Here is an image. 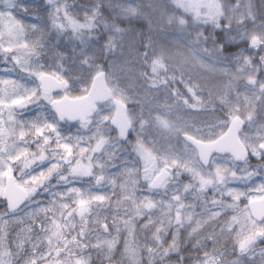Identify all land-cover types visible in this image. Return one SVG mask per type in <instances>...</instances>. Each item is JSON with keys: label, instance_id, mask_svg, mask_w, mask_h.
<instances>
[{"label": "snow or ice", "instance_id": "1", "mask_svg": "<svg viewBox=\"0 0 264 264\" xmlns=\"http://www.w3.org/2000/svg\"><path fill=\"white\" fill-rule=\"evenodd\" d=\"M89 5L0 0V264H264V0Z\"/></svg>", "mask_w": 264, "mask_h": 264}, {"label": "trees", "instance_id": "2", "mask_svg": "<svg viewBox=\"0 0 264 264\" xmlns=\"http://www.w3.org/2000/svg\"><path fill=\"white\" fill-rule=\"evenodd\" d=\"M23 2L32 5L31 2H27V1H24V0H23ZM253 2H254L257 6H259L260 3H261V0H253ZM69 3L72 4L73 7H75L76 5L90 6V5H89V0H69ZM34 10H35V11H38V12L40 13V15H41L42 18H45V19L47 18L46 12L44 11V8H43L42 6H39V8H38V7H34ZM31 16H32V15H31ZM133 26H136L135 23H134ZM48 28H49V26H48ZM49 30H50V28H49ZM52 44H56V41L53 40V41H52ZM72 46H73V42L69 41V39H68L67 36H63V37L60 38V42H59V44H58V47H59L61 50L65 51V52H68V51H70V49H71ZM187 71H190L191 74H190V73H189V74H190L192 77H193L194 74H195V75L198 74L199 77H202V79H203V80H202L203 85H205L206 88H213V87L218 83L215 74L203 73V72L199 71L198 69H196V67H195L193 64H190V65H189V70H188V68H187ZM198 76H197V77H198ZM20 83H25V82H24V81H20ZM27 86L32 87L31 85H27ZM79 94H80V90H79V88H77V90L74 91V92L72 93V96L79 95ZM35 111H36L35 106L30 105L28 109L24 110V115H23L22 118H23V119H26V120H27V119H31V118H32V115H33V113H34ZM180 115L182 116L183 113H180ZM186 118H187V117H186ZM74 129H76V128L73 127V126H71V128L69 129V128L66 127V125H64V127H63L62 130H63V132H65V134L69 135V134H72V130H74ZM65 130H66V131H65ZM145 135H147V134H145ZM130 138H131V139L133 140V142H134L133 135H132ZM156 140H159V137H158V136L156 137ZM148 141H149V143L153 142V137H152V136H149V137H148ZM176 144H177V146H178V145H181L182 143H179V144L176 143ZM252 163H253V164L256 163L255 159L252 160ZM143 165H144V162L141 161V162H140V168H141V171H143ZM110 170L114 171V169H110ZM83 180H84V181H87L88 178H87V179L83 178ZM259 182H260V178L257 177V178H256V183L259 184ZM77 186H78V187L81 186V183L78 182V183H77ZM86 186H87V185H85V187H86ZM105 191H106V189H105ZM109 194H111V193H109ZM42 199H43V197H42ZM113 199H115V198L113 197ZM4 204H5V203H4L3 199H0V209H2V208L4 207ZM114 212H115V208L113 207V213H112V214H114ZM140 238H141V239L143 238V234H141ZM261 246H264V245H261ZM118 247H119L120 251L116 253L114 259H115V261H122V260H123V257L120 255V252L123 251L122 244H121V246H118ZM201 254H202V253H201ZM184 255H185V258H186L187 264H191V257L195 255L194 250L191 249V248L189 247V248H187V249L184 251ZM101 259H102V258H101ZM93 261L95 262V264H100V260H98V259L96 258L95 253H93ZM105 264H106V262H105Z\"/></svg>", "mask_w": 264, "mask_h": 264}, {"label": "rangeland", "instance_id": "3", "mask_svg": "<svg viewBox=\"0 0 264 264\" xmlns=\"http://www.w3.org/2000/svg\"><path fill=\"white\" fill-rule=\"evenodd\" d=\"M148 2H149V0H130V3H133V4H141V3H143L145 6L148 4ZM26 4H28V3H26ZM30 5V4H29ZM32 5L34 6V7H38L39 8V6H42L43 8H45V0H38V1H35V2H32ZM80 6H83V5H80ZM46 15H47V13H46ZM83 12H80V14H79V18L82 20V18H83ZM18 16H19V18L20 19H22L23 20V22L24 23H26V24H30V23H32L33 22V17L31 16V14H23L22 12H20V13H18ZM43 22V21H42ZM49 26V28L51 29V25L49 24L48 25ZM59 48V47H58ZM60 49V48H59ZM47 63L48 64H51L52 63V59H51V57L49 56V57H47ZM195 67H196V69H198L199 71H201V72H203V73H210V74H213L212 72H210L208 69H205V68H202V67H200V65L199 64H193ZM12 68V64L11 63H8V64H5V63H0V79H10V80H12V79H17V76H16V72H9V71H6L5 69H11ZM188 70H189V66H188ZM188 73H190V71H188ZM191 74V73H190ZM20 75L21 76H25L26 74L25 73H20ZM198 76V74H194L193 75V78L195 79V80H197V81H199L201 84H203V82H202V77H197ZM20 82V81H19ZM24 84H26V85H31V86H34L33 84H32V82H31V80H24ZM4 87H6L5 85H0V88H4ZM163 100V97H161V101ZM107 111V110H106ZM185 119H187L186 117H184ZM67 128H71V126H66ZM66 131V130H65ZM75 131H76V129H74V130H72V134H74L75 133ZM65 133V132H64ZM67 135V134H66ZM69 135H71V134H69ZM135 133H133V138H134V141H135ZM143 138V137H142ZM177 141L175 140V138H173V140H172V144H173V146H175V147H177V148H182V144L181 145H178L177 146ZM253 159H255V158H253ZM85 179H87V177H85ZM257 184V186L259 185L258 183H256ZM244 186L243 185H241V188H243ZM105 189H106V192H109L110 193V189L109 188H104V189H102L101 191H105ZM251 195H254V196H259L260 195V193L257 191V192H253V193H251ZM0 199H3V197H0ZM242 200H243V198H242ZM241 207H243V204H241Z\"/></svg>", "mask_w": 264, "mask_h": 264}, {"label": "water", "instance_id": "4", "mask_svg": "<svg viewBox=\"0 0 264 264\" xmlns=\"http://www.w3.org/2000/svg\"><path fill=\"white\" fill-rule=\"evenodd\" d=\"M32 1H35V0H32ZM54 91H59V89H56ZM102 103V102H101ZM113 115H115V113H113ZM69 124H72V122H70ZM183 139V138H182ZM4 199V198H3Z\"/></svg>", "mask_w": 264, "mask_h": 264}]
</instances>
